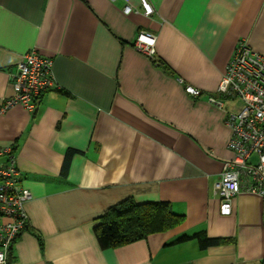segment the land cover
Returning a JSON list of instances; mask_svg holds the SVG:
<instances>
[{"label": "crops", "instance_id": "crops-1", "mask_svg": "<svg viewBox=\"0 0 264 264\" xmlns=\"http://www.w3.org/2000/svg\"><path fill=\"white\" fill-rule=\"evenodd\" d=\"M149 1L147 17L139 0H0V108L28 51L53 59L56 80L33 112L0 113V149L15 147L31 193L9 264H264L263 201L242 192L221 215L214 186L233 158L232 132L208 102L239 41L264 55V0ZM143 31L164 66L135 48ZM128 199L168 203L184 223L103 250L98 219ZM200 231L232 241L175 244Z\"/></svg>", "mask_w": 264, "mask_h": 264}, {"label": "built area", "instance_id": "built-area-1", "mask_svg": "<svg viewBox=\"0 0 264 264\" xmlns=\"http://www.w3.org/2000/svg\"><path fill=\"white\" fill-rule=\"evenodd\" d=\"M139 3L145 16L154 14L149 0ZM133 12L130 4L124 7L125 14ZM156 42L155 35L143 31L135 48L155 59ZM53 66V59L38 49L25 53L12 75L14 93L3 101L0 113L15 106L33 112L41 96L56 87ZM185 92L193 98L202 96L192 86H186ZM226 100L234 103L231 110H226ZM208 102L226 113L225 124L232 132L228 148L233 158L224 163L214 186L221 215H232L234 199L242 192L257 195L264 205V55L256 53L247 41H239L216 96H209ZM3 158L6 161L0 163V264H8L10 252L29 226L25 206L31 193L23 186L13 147L0 149V159Z\"/></svg>", "mask_w": 264, "mask_h": 264}, {"label": "trees", "instance_id": "trees-1", "mask_svg": "<svg viewBox=\"0 0 264 264\" xmlns=\"http://www.w3.org/2000/svg\"><path fill=\"white\" fill-rule=\"evenodd\" d=\"M154 62L158 66H164L156 58ZM13 151L16 152L15 147ZM75 154L74 150L68 152L62 169L63 175H67L70 161ZM184 220V215L176 214L168 203L137 204L133 199H128L109 208L98 219L99 224L95 227V234L103 250L115 249L146 240L152 234L172 230L182 225ZM190 240L197 241L202 250L232 241L225 238H212L206 231H200L192 236H182L175 244Z\"/></svg>", "mask_w": 264, "mask_h": 264}]
</instances>
